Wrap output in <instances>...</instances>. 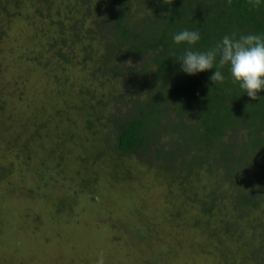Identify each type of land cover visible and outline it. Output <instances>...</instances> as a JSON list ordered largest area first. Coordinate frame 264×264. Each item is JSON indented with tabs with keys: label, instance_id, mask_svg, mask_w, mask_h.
I'll return each instance as SVG.
<instances>
[{
	"label": "trees",
	"instance_id": "trees-1",
	"mask_svg": "<svg viewBox=\"0 0 264 264\" xmlns=\"http://www.w3.org/2000/svg\"><path fill=\"white\" fill-rule=\"evenodd\" d=\"M169 2L0 0L1 22L7 21L6 29L0 26V48L11 36L9 21L31 9L33 40L43 42L44 52L30 50L29 55H35L32 61L56 86L64 105V113L54 116L62 122L70 120L72 110L82 113L80 121L94 141L93 162L81 156V167L105 157L108 180L132 184L131 167L122 159L140 156L147 166L167 173L168 192L177 188L195 203L194 226L226 250L221 252L225 264H264V92L253 101L232 82L227 66L221 69L224 81L212 83L215 65L188 75L178 60L186 50L213 48L225 35L264 34V0L258 8L248 0ZM184 29L200 32L197 44L174 42L173 35ZM75 68L84 75L76 85ZM46 154L55 172L44 169L42 184L64 173L70 152ZM93 175L99 181V173ZM172 211L170 218L183 229L189 208L178 201ZM133 234L136 243L145 239L148 246L158 236L156 231L149 237L138 230Z\"/></svg>",
	"mask_w": 264,
	"mask_h": 264
},
{
	"label": "rangeland",
	"instance_id": "rangeland-1",
	"mask_svg": "<svg viewBox=\"0 0 264 264\" xmlns=\"http://www.w3.org/2000/svg\"><path fill=\"white\" fill-rule=\"evenodd\" d=\"M14 18L9 21L11 36L0 48V264H97L101 254L104 264H225L221 252L226 250L194 226L195 203L177 188L168 192L167 173L135 154L122 159L131 167L132 184L108 180L105 157L81 167V156L93 162L96 153L80 121L82 113L72 110L70 120L63 117L62 122L54 116L64 113L63 101L32 61L35 55H29L30 50L44 52L43 42L33 40L36 19L29 8ZM3 25L6 29L7 21ZM82 77L77 68L71 71L74 85ZM76 91L74 86L71 93ZM46 151L70 155L64 173L42 184L40 173L54 170ZM178 201L190 210L183 229L172 219L171 208ZM135 230L158 236L152 246L145 239L136 243Z\"/></svg>",
	"mask_w": 264,
	"mask_h": 264
},
{
	"label": "clouds",
	"instance_id": "clouds-1",
	"mask_svg": "<svg viewBox=\"0 0 264 264\" xmlns=\"http://www.w3.org/2000/svg\"><path fill=\"white\" fill-rule=\"evenodd\" d=\"M173 2H169L170 5ZM262 0H248L249 5L258 8ZM231 4L232 0H228ZM167 16L169 13H162ZM200 32L184 29L173 35L177 45H195L200 40ZM181 70L188 75L216 70L210 76L212 83L223 82L225 77L221 69H229L232 82L246 93L253 101H258L264 92V34L249 33L235 36L225 35L221 41L207 51L186 50L178 57ZM128 63H131L130 61ZM97 264H104L103 254Z\"/></svg>",
	"mask_w": 264,
	"mask_h": 264
}]
</instances>
